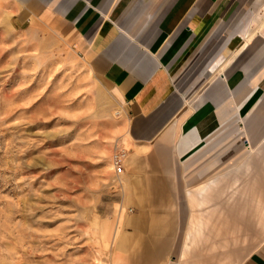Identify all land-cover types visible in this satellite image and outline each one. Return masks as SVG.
<instances>
[{
  "label": "crops",
  "instance_id": "1",
  "mask_svg": "<svg viewBox=\"0 0 264 264\" xmlns=\"http://www.w3.org/2000/svg\"><path fill=\"white\" fill-rule=\"evenodd\" d=\"M12 1L124 108L147 200L120 264H264L238 248L264 233V0Z\"/></svg>",
  "mask_w": 264,
  "mask_h": 264
},
{
  "label": "rangeland",
  "instance_id": "2",
  "mask_svg": "<svg viewBox=\"0 0 264 264\" xmlns=\"http://www.w3.org/2000/svg\"><path fill=\"white\" fill-rule=\"evenodd\" d=\"M18 9L0 0V264H120L147 200L143 180L125 172L124 108L59 27L22 23ZM253 238L241 255L264 233Z\"/></svg>",
  "mask_w": 264,
  "mask_h": 264
},
{
  "label": "built area",
  "instance_id": "3",
  "mask_svg": "<svg viewBox=\"0 0 264 264\" xmlns=\"http://www.w3.org/2000/svg\"><path fill=\"white\" fill-rule=\"evenodd\" d=\"M124 158H125L124 152H116L112 157L111 164H112L115 174L118 176L123 173Z\"/></svg>",
  "mask_w": 264,
  "mask_h": 264
}]
</instances>
